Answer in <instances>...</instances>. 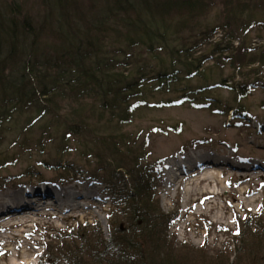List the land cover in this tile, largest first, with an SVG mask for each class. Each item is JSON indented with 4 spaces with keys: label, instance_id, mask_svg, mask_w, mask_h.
I'll use <instances>...</instances> for the list:
<instances>
[{
    "label": "trees",
    "instance_id": "1",
    "mask_svg": "<svg viewBox=\"0 0 264 264\" xmlns=\"http://www.w3.org/2000/svg\"><path fill=\"white\" fill-rule=\"evenodd\" d=\"M43 1L50 11L47 19L51 11L57 13L47 29L54 32L61 46L50 57L34 52L41 62L16 60L15 69L7 67L4 56L15 54L21 37L34 50L40 42L36 24L18 19L21 10L15 2L4 4L6 18L0 14L6 27L0 23V36L7 37L0 42V139L12 137L10 149L18 150L12 156L0 154V171L15 166L21 159L18 154L35 149L44 153L50 143H59L54 147L63 154L67 150L76 153L83 162L110 153L105 158L115 163L120 180L119 186L115 183L108 188L111 216L116 220L107 240L99 233L85 257L76 259L72 252V264H264V231L256 226L238 235L233 256L224 251L213 255L174 242L168 235L174 217L160 211L147 178L158 167L146 168L144 154L131 150L124 130L142 109L201 102L218 86L246 97L252 83L204 84L208 62L219 67L229 62L237 70L256 62L247 58L245 48L233 47L250 18L242 17L243 25L238 21L219 26L225 37L212 43L217 27L204 26L197 18L216 0H88L89 6L73 0ZM219 1L240 16L248 5H264V0ZM186 27L190 33L182 37ZM204 48H209L208 53H201ZM142 55L146 59L140 64ZM149 58L156 65L147 66ZM258 61L264 62V57ZM165 94H180V98L160 100ZM210 100L208 105L221 104ZM230 112L233 120H247V112L240 107ZM34 130L39 135L27 144L26 134ZM115 152H121L122 158L115 157ZM39 166L68 175L74 172L68 166L54 168L47 161ZM60 178L57 180L62 181Z\"/></svg>",
    "mask_w": 264,
    "mask_h": 264
},
{
    "label": "rangeland",
    "instance_id": "2",
    "mask_svg": "<svg viewBox=\"0 0 264 264\" xmlns=\"http://www.w3.org/2000/svg\"><path fill=\"white\" fill-rule=\"evenodd\" d=\"M73 1L80 2L82 6H89L90 3L88 0ZM6 2L9 5H14L15 2L20 8L18 19L27 18L36 24L40 42L39 47L34 50L33 45L30 46L27 40L21 37L19 49H15L16 55L12 53L10 57L4 56L7 59V67L10 70L15 69L16 60L41 62L38 56H52V51L61 45L54 32L47 29V24L55 19L57 13L51 11L47 19L50 11L46 9L43 0H0V14L5 15V18ZM237 17L239 20L232 21ZM242 17H249L251 21L245 22ZM3 19L4 17L0 16V23H3ZM197 20L204 26L217 27V34H221V37L216 35L212 43L225 37V31L218 29L219 26L227 22H232L231 25L239 22L243 25L245 22L240 35L233 41V47L245 48L247 58L257 59L256 62L238 70L229 62L221 67L212 61L208 62L205 70L207 80L204 85L217 87V84L221 83L228 86L252 83L247 96L241 98L231 89L218 86L201 102H186L170 108L142 109L135 114L132 124L124 130L128 134L131 150H141L144 154L146 168L151 170L152 167H158L150 177L147 173V178L154 190V199L158 202L160 211L171 218L174 217L168 230L169 237L179 245L205 249L213 255L217 251H224L230 256L238 248V235L243 230L256 226L264 231V62L258 61L264 57V5H248L244 15L240 16L234 13L232 7H226L216 0L210 10L206 14L201 13ZM189 33L190 30L186 27L181 36L186 37ZM6 40L7 37L2 34L0 42ZM208 51L209 48H204L201 53L206 54ZM142 56L140 64L146 59L145 55ZM146 64L150 67L156 65L152 58L147 59ZM178 98L180 94H165L160 100ZM210 99L218 100L221 104L216 107L208 105ZM239 107L247 112V120H244V123L233 120L230 112L231 108ZM38 135L36 130L27 133V144H32ZM12 140L8 135L5 140L0 139L2 156L18 153L17 149H10L9 143ZM58 144H48L44 153L35 149L28 151L29 153L18 154L21 159L15 166L0 171V198L14 197L17 199V206L28 204L39 206L40 209L51 208L48 213L57 215V218L36 217V223H28L23 227L7 228L5 223L1 224L4 231L0 229V239L4 244L0 243V264H72V252L76 259H81L87 255V247L99 238V233L102 240L108 238L110 226L116 220L111 216L112 203L108 188L115 183L119 186L120 182L115 163L112 159L105 158H108L110 153L83 162L70 150L66 149L67 153L63 154L60 149L54 147ZM182 148L185 150L181 152ZM98 155L100 154L95 156ZM122 155L121 152L114 154L117 158H122ZM182 158L195 161V165L200 164V167L207 160V168L203 165L201 168L206 170L202 171L198 167V175L188 179L193 181L191 184L187 177L179 175L182 171L174 172L170 174L174 176L172 178H179L176 182L171 180L168 184L166 170L171 165L182 164ZM41 161H47L54 168L68 166L74 172L70 170L69 175L67 172H54L39 166ZM191 161L188 164H191ZM188 164L187 167L192 168ZM233 164H239L240 167L237 168ZM228 170L231 171L232 177ZM222 172L224 173L220 176ZM209 174H215V178L204 180ZM59 175L62 181L57 180ZM3 180L8 181L6 183ZM200 181L202 183L199 184ZM24 188H36L31 190L35 194L27 197L24 194L23 197L21 191ZM51 188H56L55 191L52 189V193L58 197L54 202L43 200L45 197L50 198L51 194L46 192H50ZM59 191L69 194L63 197ZM240 191H250L251 194L240 197ZM254 197L258 202L251 201ZM8 206L11 207V203ZM52 206L80 209L58 214ZM96 231L98 235L93 236L92 232ZM84 233L87 235L84 236ZM85 239L86 241L82 242ZM19 251L23 255L16 257Z\"/></svg>",
    "mask_w": 264,
    "mask_h": 264
},
{
    "label": "bare ground",
    "instance_id": "3",
    "mask_svg": "<svg viewBox=\"0 0 264 264\" xmlns=\"http://www.w3.org/2000/svg\"><path fill=\"white\" fill-rule=\"evenodd\" d=\"M188 159H190V158H188ZM182 160H183L182 164L173 165V166L171 165L166 170V172L168 174V178H169V179L168 178L166 179L168 184H170L171 180H173L175 182L178 180V178H179L178 176H176L175 178H172L174 176L170 175V174H174V172L182 171V174H179V175H181V176L184 175L185 176L184 178L187 177V181L189 182V184H191V182H193V181H190L188 179L191 178L192 176H194L195 174L198 175L196 173V171L199 169L198 167H200V164L195 165L196 162L195 161H191V160H190L191 164H188V163H190L189 160H186L184 158H182ZM207 162L208 161L205 160L204 163H203L204 167H206V168H207V165H206ZM187 164H188V166H190L192 168L189 169V167H187ZM233 165L236 166L237 168L240 167L239 164H236V165L233 164ZM206 168H201V169L203 171V170H206ZM258 168L261 169L260 167H258ZM262 168L264 169V167H262ZM223 173L224 172H222L220 174V176H222ZM228 173L232 177V173H231L230 170H228ZM214 175L215 174L206 175L203 179L204 180L209 179V178L210 179H214L215 178ZM201 181H203V180H201ZM201 181L199 182V184L202 183ZM52 189H54V191L56 190V188H51V190ZM194 191H191V192H194ZM59 192H60V194H62L63 197H65V196H67L69 194L67 192H64V193L62 191H59ZM238 194L241 197V196H244V195H247V194H251V192L250 191H246V192L245 191H243V192L240 191ZM43 200H46V201H48V200L52 201L53 200V202H54L56 200V198H51V195H50V198L45 197ZM57 200L59 201L60 199H57ZM234 201H236V199H234ZM251 201L258 202L255 197L252 198ZM9 203H11V205H12L11 207L8 206ZM16 203H17V199L14 198V197H9L8 198V196L7 197L4 196V198H0V229H2L3 231H4V228L1 227V224H4V223L7 226V228L13 227V226H22L23 227V226L27 225L28 223H33V224L36 223V219H37L36 217H41V216L45 217L46 216V217H50V218H57V215L48 213V210H52L51 208H49L48 210H46L44 208L40 209L39 206H36V205L33 206V205H28V204H22V206H17V205H15ZM40 206L43 207V204H41ZM52 207H53V210L55 212H57L58 214H62L63 212L72 211V210L75 209V208H73L71 206H68V207L63 208V209L60 208V207H56V206H52ZM260 207H261V204H260ZM77 209H80V208H77ZM77 209H75V210H77ZM82 210L89 211L88 209H82ZM61 218L64 219V218H67V217H61ZM0 243H3V240L0 239ZM28 251L30 252V250H28ZM20 254H21V252L19 251L17 253L16 257H20ZM21 255H23V254H21ZM25 264H29V263L26 262Z\"/></svg>",
    "mask_w": 264,
    "mask_h": 264
}]
</instances>
